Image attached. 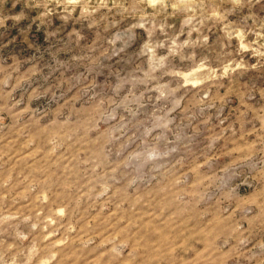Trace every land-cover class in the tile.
Returning a JSON list of instances; mask_svg holds the SVG:
<instances>
[{
    "label": "rangeland",
    "instance_id": "1",
    "mask_svg": "<svg viewBox=\"0 0 264 264\" xmlns=\"http://www.w3.org/2000/svg\"><path fill=\"white\" fill-rule=\"evenodd\" d=\"M0 264H264V0H0Z\"/></svg>",
    "mask_w": 264,
    "mask_h": 264
}]
</instances>
